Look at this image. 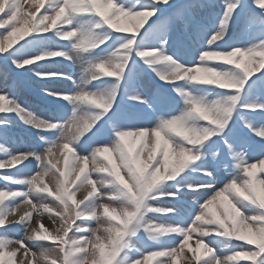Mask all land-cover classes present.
<instances>
[{"label":"snow or ice","instance_id":"obj_1","mask_svg":"<svg viewBox=\"0 0 264 264\" xmlns=\"http://www.w3.org/2000/svg\"><path fill=\"white\" fill-rule=\"evenodd\" d=\"M0 170V264H264V0H0Z\"/></svg>","mask_w":264,"mask_h":264},{"label":"rangeland","instance_id":"obj_2","mask_svg":"<svg viewBox=\"0 0 264 264\" xmlns=\"http://www.w3.org/2000/svg\"><path fill=\"white\" fill-rule=\"evenodd\" d=\"M216 3H217V4L222 3V0H216ZM25 7H28V5L26 4ZM41 11H43V9H41ZM125 23L127 24L128 22H125ZM69 71H72V69H69ZM75 71H76L77 73H79V72L81 71V68H80L79 65L76 67ZM200 75H206V74H205V73H200ZM33 142H34V141L32 140V138H31V137H28V138H26L25 140H22L21 142H19V143L16 145V147L23 149V148L29 146V144H31V143H33ZM69 164H71V158H69ZM60 166L63 167V160L60 161ZM0 171H3V170H0ZM46 179H47V178H46ZM77 198H78V199L80 198V193H77ZM34 216H35V214H34ZM44 223L50 227L47 218L44 219ZM33 226H34V227L37 226L36 223H35V220L33 221ZM14 235H15L16 237H19L20 235H23V231H22V230H16V231L14 232ZM198 238H199L198 235L194 233L193 236H192V238L189 240L188 243H189V245H190L192 248H195V247H196V240H197ZM188 254H189V253H188L187 250H186V255H188ZM179 264H184V257H181V258H180V260H179ZM240 264H250V262H248V261H244V260H241V261H240Z\"/></svg>","mask_w":264,"mask_h":264}]
</instances>
